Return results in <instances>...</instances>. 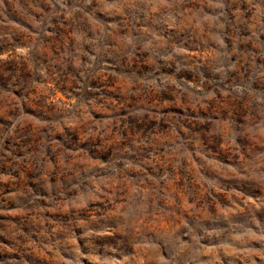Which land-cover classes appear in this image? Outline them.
Returning <instances> with one entry per match:
<instances>
[{
    "label": "rangeland",
    "instance_id": "obj_1",
    "mask_svg": "<svg viewBox=\"0 0 264 264\" xmlns=\"http://www.w3.org/2000/svg\"><path fill=\"white\" fill-rule=\"evenodd\" d=\"M0 264H264V0H0Z\"/></svg>",
    "mask_w": 264,
    "mask_h": 264
}]
</instances>
